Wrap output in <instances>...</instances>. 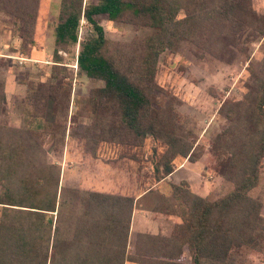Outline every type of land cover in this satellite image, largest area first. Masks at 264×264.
<instances>
[{"label": "trees", "instance_id": "trees-1", "mask_svg": "<svg viewBox=\"0 0 264 264\" xmlns=\"http://www.w3.org/2000/svg\"><path fill=\"white\" fill-rule=\"evenodd\" d=\"M38 1L0 0V13L21 24L29 44ZM96 1L84 6L83 0H61L50 71L55 81L31 86L19 127L0 121V264H243L245 251L264 254L262 203L250 195L264 163V59L258 69L248 67L251 81L244 96L220 109L229 125L214 136L210 151L215 172L232 189L214 201L195 195L186 183L170 184L168 196L156 188L174 172L177 158L195 163L198 156L170 105L162 108L158 102L154 81L166 51L187 48L195 57L225 64L239 55L248 60L249 44L264 36V15L253 9L252 0ZM98 15L149 33L133 50L109 51L94 20ZM81 19L93 33L79 43L78 73L103 87L92 92V123L76 133L69 122L70 77L57 49L76 45ZM4 101L0 76V119ZM48 104L49 124L44 122ZM74 135L93 157L99 145H113L121 157L132 153L133 162L149 142L154 185L137 196L61 187L60 166L48 162L43 145L48 137L52 150L61 152ZM134 210L179 222L169 236L138 233L129 254Z\"/></svg>", "mask_w": 264, "mask_h": 264}, {"label": "rangeland", "instance_id": "rangeland-1", "mask_svg": "<svg viewBox=\"0 0 264 264\" xmlns=\"http://www.w3.org/2000/svg\"><path fill=\"white\" fill-rule=\"evenodd\" d=\"M96 2L83 0V5ZM60 3L61 0L38 1L32 44L21 36L20 23L0 13V76L4 80L5 96L0 121L6 126L19 127L25 97L31 86L38 82L47 84L55 81L51 80L50 71L54 65V28L59 21ZM252 6L258 14L264 15V0H252ZM94 20L104 30L109 51L133 50L132 47L149 33L148 29L137 24L108 22L104 15L94 16ZM92 33V27L81 19L76 45L57 49L62 58L60 65L66 67L70 77L69 122L71 119L73 132L76 133L92 123V92L103 87V82L78 73L76 66L79 43ZM263 59L264 36L249 44L248 60L239 55L232 64L210 57L200 59L193 56L187 48L178 53L166 51L159 56L154 78L160 92L157 100L162 108L170 105L182 126L185 140L194 150L193 156H198L195 163L177 158L174 172L156 185L159 192L168 196L170 184L186 183L195 195L214 201L232 189L231 183L215 172V159L210 146L214 136L229 125L225 115L220 112L221 107L228 101H238L244 96L246 83L251 81L248 67L258 69ZM51 121L48 104L44 122L49 124ZM43 146L48 151V162L60 166V184L63 188L137 196L142 190L154 185L149 142L145 144L138 162L131 160L130 152L125 153L127 159L121 157V151L113 145H99L96 156L93 157L85 150L84 142L78 135L66 138L61 152L52 150L48 137ZM250 195L261 201L264 215V163L260 183ZM133 215L127 244L129 254L134 250L138 233L169 236L173 226L179 222L174 216L167 217L141 210H134ZM184 257L188 263L186 252ZM243 259V264H264V254L252 251H245Z\"/></svg>", "mask_w": 264, "mask_h": 264}, {"label": "crops", "instance_id": "crops-1", "mask_svg": "<svg viewBox=\"0 0 264 264\" xmlns=\"http://www.w3.org/2000/svg\"><path fill=\"white\" fill-rule=\"evenodd\" d=\"M134 212V211H133ZM133 213H132V217H133ZM131 226H132V218H131ZM131 226H130V229H131ZM132 231V230H131ZM140 233H145V232H140ZM149 233V232H148Z\"/></svg>", "mask_w": 264, "mask_h": 264}]
</instances>
